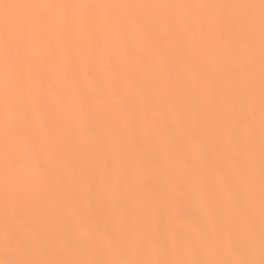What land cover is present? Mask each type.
Instances as JSON below:
<instances>
[{"label": "snow or ice", "instance_id": "1", "mask_svg": "<svg viewBox=\"0 0 264 264\" xmlns=\"http://www.w3.org/2000/svg\"><path fill=\"white\" fill-rule=\"evenodd\" d=\"M209 50L227 88L206 83L197 129L174 69ZM117 51L140 67L159 58V78L126 77L138 107L94 75L100 59L115 74ZM110 83L115 112L99 102ZM80 113L98 123L87 152ZM29 204L39 219L26 224ZM0 207V264H264V0H0Z\"/></svg>", "mask_w": 264, "mask_h": 264}, {"label": "bare ground", "instance_id": "2", "mask_svg": "<svg viewBox=\"0 0 264 264\" xmlns=\"http://www.w3.org/2000/svg\"><path fill=\"white\" fill-rule=\"evenodd\" d=\"M20 2H25V0H20ZM36 2V0H33ZM57 2H61V0H57ZM91 2H110V3H236L240 2V0H91ZM87 53H85L86 55ZM141 57L143 53H140ZM115 60L119 64L118 70L114 73L107 72L104 70V60H98V67L94 73V75H99L105 80L111 82L116 78V83L118 89L120 90L121 96L123 99L133 105L139 106L140 104V89L137 87H129L127 83V75L132 74L136 77L138 81H144L147 77H156L159 78L160 75V62L159 58H155L151 64H147L143 67H140L138 64L129 63L128 58L123 56L117 52L113 53ZM191 61H186L184 58H176V66L174 69L175 73V85L174 90L177 94H182L185 89H191V93L186 97V103L188 104L190 110H192V123L193 126L197 129L201 128L202 125V113L200 112L201 101L199 99L202 94L206 83L213 85L216 89H224L226 90L227 85L225 83L226 73L220 67L219 63L215 59V53L211 50L202 54L201 58L192 66ZM229 61L225 57L224 64H228ZM81 73L84 71V63L83 61L80 64ZM193 69L199 72L202 80L197 81L196 86L192 84L193 77ZM259 72V64L257 57V77ZM85 82L86 81H82ZM56 87H63L62 83H57L55 80L53 81ZM170 86H171V82ZM257 89H258V79H257ZM93 96H96L97 93L95 91L92 92ZM162 99L165 103L168 101V97L166 95L162 96ZM54 100V97H53ZM99 102L102 106L107 107L111 105L113 111H116L118 107V101L116 97L112 96L111 93V83L109 87L99 93ZM73 120H76V115H73ZM79 127L80 131L84 133L77 138V142L81 145V148L87 152L91 151V148L88 144L89 136L87 133L91 128L98 129L97 121L92 117L88 116L85 113L79 114ZM65 151L68 155V159L79 160L82 164L86 163L84 161L83 156L79 151L73 150V144L71 141L67 142L64 145ZM39 219L38 216V208L34 205H26L25 206V223H34ZM47 227H50L53 231H58L59 224L55 220L54 217L50 219V221L46 224ZM103 228V224L100 225ZM15 240L17 245H21L24 247H28L32 244L33 237L31 233L27 231L26 228H18L15 231ZM5 249H4V227H3V209L0 207V259H4ZM72 258H79L77 253L72 254Z\"/></svg>", "mask_w": 264, "mask_h": 264}]
</instances>
